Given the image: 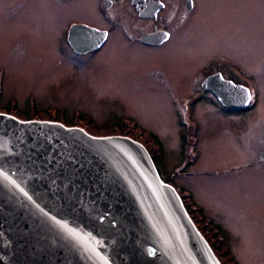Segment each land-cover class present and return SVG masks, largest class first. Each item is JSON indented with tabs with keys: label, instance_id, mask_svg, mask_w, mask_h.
Instances as JSON below:
<instances>
[{
	"label": "rangeland",
	"instance_id": "374dc122",
	"mask_svg": "<svg viewBox=\"0 0 264 264\" xmlns=\"http://www.w3.org/2000/svg\"><path fill=\"white\" fill-rule=\"evenodd\" d=\"M197 1L196 12L155 61L165 81L147 78L152 67L145 52L123 58L132 48L116 42L91 61L63 57L64 22L78 13L62 9L60 15L56 0H0V113L63 124L80 123L79 115L95 123L134 119L158 140L154 164L161 179L188 194L192 208L212 221L231 259L225 261L264 264V170L258 159L264 128L249 124L264 122V9L258 0H248V7L245 0ZM76 2L92 7L91 0ZM211 53L228 57L257 81L256 103L233 111L205 96L196 107L197 141L184 152L183 105L194 100L197 67Z\"/></svg>",
	"mask_w": 264,
	"mask_h": 264
},
{
	"label": "water",
	"instance_id": "95a60500",
	"mask_svg": "<svg viewBox=\"0 0 264 264\" xmlns=\"http://www.w3.org/2000/svg\"><path fill=\"white\" fill-rule=\"evenodd\" d=\"M0 264L220 263L141 143L0 113Z\"/></svg>",
	"mask_w": 264,
	"mask_h": 264
},
{
	"label": "flooded vegetation",
	"instance_id": "af4514ba",
	"mask_svg": "<svg viewBox=\"0 0 264 264\" xmlns=\"http://www.w3.org/2000/svg\"><path fill=\"white\" fill-rule=\"evenodd\" d=\"M76 1L78 0H56L60 15L63 11L78 13L66 18L64 22V31L59 37V45L64 50L63 57L91 61L108 42H116L114 46L132 48L130 53L125 50L123 58L134 55L137 51L145 52L152 67L147 78L154 80V76L159 75L165 81L167 77L155 61H160L164 45L190 20L198 6L197 0H91L92 7L87 8ZM250 2L254 5L255 0ZM242 4L248 7V0L242 1ZM256 6L264 9V0H258ZM59 13L56 17H60ZM135 46L138 48H133ZM197 71L200 78L194 83V100L183 105L184 116L179 120L180 126H183L179 137L184 152L186 148L194 149L198 131L196 107L205 96L214 100L221 108L233 111H249L256 103L257 81L228 57L215 53L206 55ZM221 98L231 104L224 105ZM169 102L175 105L173 98ZM76 121L80 123H74L75 125L87 126L88 129L99 125L113 130V133L104 135H124L139 142L145 140L146 136L155 137L151 131L144 132L134 119L126 116L116 118L115 121L105 119L103 123H95L92 117L79 115ZM249 124L251 128L254 124H262L261 127L264 128V122ZM249 155L248 153L247 157ZM258 156L261 169L264 170V151H260Z\"/></svg>",
	"mask_w": 264,
	"mask_h": 264
},
{
	"label": "trees",
	"instance_id": "16d2710c",
	"mask_svg": "<svg viewBox=\"0 0 264 264\" xmlns=\"http://www.w3.org/2000/svg\"><path fill=\"white\" fill-rule=\"evenodd\" d=\"M92 130H96L98 133H101V134H97V135H104V134H108V133H113V130L100 131L99 128L97 129L96 127H92L90 132ZM94 135H96V134H94ZM157 141L158 140L153 136L152 137L146 136L145 140L140 141L144 145V147L146 148L148 153L150 154L151 158H153V159H154V154L159 153V151H160V148H159ZM181 199L183 201V204L185 206L186 211L188 212V214L192 218V220L195 223V225L197 226V228L200 230L202 235L205 237V239L207 240V242L209 243V245L213 249L215 255L217 256V258L219 259L221 264H229L230 263L229 260L225 261L224 258L227 257L230 259V256L227 254V252L224 251V249L222 250V244L220 243L222 241V238H220L219 236L216 235L218 231L214 230V228L212 227V226H214L213 224L211 226L212 221L207 220L202 215L198 214L197 212H199V210H196V208L195 209L192 208V204H191V201L189 199L188 194H184V195L182 194ZM208 234H210V237L212 239L213 238L215 239V240L214 239L213 240L217 244L214 241L211 242V239L209 238ZM230 264H232V263H230Z\"/></svg>",
	"mask_w": 264,
	"mask_h": 264
}]
</instances>
